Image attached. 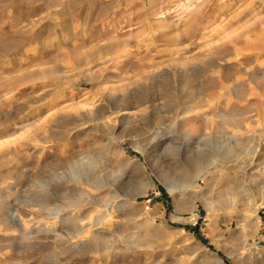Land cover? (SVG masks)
<instances>
[{
  "label": "rangeland",
  "instance_id": "obj_1",
  "mask_svg": "<svg viewBox=\"0 0 264 264\" xmlns=\"http://www.w3.org/2000/svg\"><path fill=\"white\" fill-rule=\"evenodd\" d=\"M0 264H264V0H0Z\"/></svg>",
  "mask_w": 264,
  "mask_h": 264
},
{
  "label": "bare ground",
  "instance_id": "obj_2",
  "mask_svg": "<svg viewBox=\"0 0 264 264\" xmlns=\"http://www.w3.org/2000/svg\"><path fill=\"white\" fill-rule=\"evenodd\" d=\"M188 10V9H187ZM241 95V90L240 89H238V90H236V91H234V98L236 99V100H240V96ZM243 98V97H242ZM241 98V99H242ZM238 120V119H237ZM238 121H236L235 122V125H236V127H238ZM235 128V127H234ZM213 144V146H214V150H215V147H216V142H213L212 143ZM226 147H228V146H226ZM226 147H225V150L224 151H226ZM220 150V149H219ZM218 150V151H219ZM230 148L225 152L226 154L227 153H229L230 152ZM223 151V152H224ZM217 152V151H216ZM220 152V151H219ZM214 154V153H213ZM216 154V153H215ZM224 155V154H223ZM225 157V156H224ZM200 168H201V164L199 163V160L197 161V160H195V159H190L189 161H188V163H187V168H186V172L182 175L183 177H181L183 180H186L187 178H189V177H191V176H193V177H196L197 175H198V173H199V171H200ZM164 170H160V176L162 177V180H163V182H165L169 187L170 186H173L174 184H176V182L177 181H175V182H173L172 183V180L170 179V176L167 174L168 172H163ZM77 172H75V174H76ZM84 179H85V181H84V183L85 184H87V185H89L90 187H92V189H94V190H98L100 187L98 186V184H97V182H96V179H94V180H91L90 179V175L88 174V169H85L84 168ZM180 178V177H179ZM170 180H171V182H170ZM100 182V181H99ZM179 182H180V180H179ZM100 184V183H99ZM134 188V187H133ZM134 190V189H133ZM170 192H172L173 190H169ZM129 193V192H128ZM68 202L69 203H71L74 207H76V206H79L78 205V201H73V200H68ZM80 202V201H79ZM70 204V205H71ZM98 240V239H97ZM93 241L92 242V247L94 248V249H96V248H98V247H100V242L99 241Z\"/></svg>",
  "mask_w": 264,
  "mask_h": 264
}]
</instances>
